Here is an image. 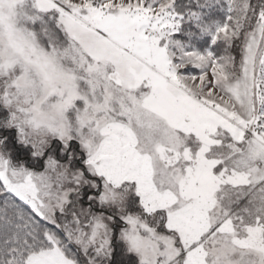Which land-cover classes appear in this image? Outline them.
I'll return each instance as SVG.
<instances>
[{
  "label": "snow or ice",
  "instance_id": "obj_1",
  "mask_svg": "<svg viewBox=\"0 0 264 264\" xmlns=\"http://www.w3.org/2000/svg\"><path fill=\"white\" fill-rule=\"evenodd\" d=\"M21 15L38 32L0 86V264H232L228 244L264 259V0ZM186 21L211 51L187 48Z\"/></svg>",
  "mask_w": 264,
  "mask_h": 264
},
{
  "label": "rangeland",
  "instance_id": "obj_2",
  "mask_svg": "<svg viewBox=\"0 0 264 264\" xmlns=\"http://www.w3.org/2000/svg\"><path fill=\"white\" fill-rule=\"evenodd\" d=\"M4 2L5 0H0V5H2ZM7 2H9L14 7L15 15L19 23L13 26L9 20L0 15V33H3V37L0 38V48L7 47L9 51L15 50V55L18 62L12 65L11 70H4L6 71V75H0V86H2V83L5 82L6 79H15L16 77L22 75L21 63H23V57L24 55L30 53L28 42L31 40V37L28 36V33L38 32V29L34 25L26 23L23 19V16L21 15V13L24 11V6L28 3V0H7ZM17 29H21L22 31L30 29L31 31L27 33L26 39L19 40L17 39ZM181 35L186 37L185 45L189 50L206 52L211 51L214 47L211 32H199L193 27L192 24L187 21L184 24ZM0 63H3V61H0ZM12 90H16L15 85H13ZM56 99L57 97L55 96L49 97L48 103H55ZM23 100L24 97L21 96L20 101L22 106L27 107V105L23 104ZM32 103H35V101H32ZM41 109L46 111L47 104L41 105Z\"/></svg>",
  "mask_w": 264,
  "mask_h": 264
},
{
  "label": "clouds",
  "instance_id": "obj_3",
  "mask_svg": "<svg viewBox=\"0 0 264 264\" xmlns=\"http://www.w3.org/2000/svg\"><path fill=\"white\" fill-rule=\"evenodd\" d=\"M0 15L9 20L13 26L19 23L14 7L5 0V2L0 5ZM30 29L21 30L17 29V39L24 40L27 38V33L30 32ZM3 37V33H0V38ZM67 113L68 118H72V114ZM227 251L229 252V258L232 261V264H264V259L261 258L260 254L256 251L255 247L249 248H240L233 247L231 244H228Z\"/></svg>",
  "mask_w": 264,
  "mask_h": 264
}]
</instances>
